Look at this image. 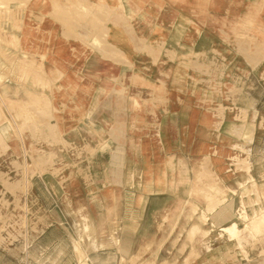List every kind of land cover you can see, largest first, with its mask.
<instances>
[{
    "label": "rangeland",
    "instance_id": "rangeland-1",
    "mask_svg": "<svg viewBox=\"0 0 264 264\" xmlns=\"http://www.w3.org/2000/svg\"><path fill=\"white\" fill-rule=\"evenodd\" d=\"M179 1L135 0L131 8L125 0H0V264H202L200 256L246 264L252 253L261 264L264 0ZM160 10L207 17L202 37L175 39L150 22L144 33L157 36L140 37L133 19ZM128 48L139 54L135 70ZM152 56L188 69L179 73L207 91L197 105L211 119L206 150L196 145L169 158L176 183L165 188L177 197L117 199L127 212L143 207L133 230L130 213H77L68 193L75 130L86 127L95 103L117 86L133 87L139 99L164 91L168 72L143 69ZM88 134L81 129L80 142ZM100 143L91 160L104 154ZM95 179L103 192L102 169ZM121 218L128 230L114 229Z\"/></svg>",
    "mask_w": 264,
    "mask_h": 264
},
{
    "label": "crops",
    "instance_id": "crops-1",
    "mask_svg": "<svg viewBox=\"0 0 264 264\" xmlns=\"http://www.w3.org/2000/svg\"><path fill=\"white\" fill-rule=\"evenodd\" d=\"M190 1L193 2V7L196 6V0ZM156 3L152 2L148 5L151 7L160 5ZM182 4L179 0L174 2L168 0V4L164 3L162 7H177ZM125 6L135 8L139 4L135 0H125ZM158 12L157 15H152L150 20L138 16L133 19L140 37L155 38L157 36L144 33V30L148 29L149 22L153 28L167 27L168 32L173 33L172 36L175 39L195 40L202 37L207 17L202 21L193 16L184 17L178 13L164 17L161 15L162 10ZM262 13L264 14V6ZM128 49L127 55L134 62L129 63V66L133 65L135 70L139 54L131 48ZM154 58H156L155 62L150 63L149 66L144 64L143 69L147 70L156 66L159 70L168 72V78L163 82L164 91L152 99H139L135 91H132L133 87L117 86L114 91L95 103L88 116L89 121L86 127L75 130L77 137L75 139V156L77 157L75 159V191L68 193L71 199L75 200V210L79 213L81 209H86L89 214L93 207L95 208L93 214H103L105 219L112 214L130 213L133 216L131 217L133 223L137 225L133 230L141 225L145 212L143 207H131L127 212L122 205L119 207L114 205L117 199L141 198L149 203L155 198L177 197L165 188L171 182L176 183L175 179L171 178V175L176 173L173 158L177 151L192 150L196 145L200 150L207 149L211 119L209 114L197 105L198 102H202L207 91L179 73L188 69L182 64L162 63L161 56H152L153 60ZM81 129L89 133V138H82V142L79 135ZM90 135L94 136V142L90 139ZM176 136L179 143L177 147ZM101 141L107 143L104 154L91 160L92 152L98 150ZM186 142H189L188 146ZM201 157L202 155H199L198 159ZM169 158L173 162H169ZM198 163L200 164L201 161ZM216 165L223 167L221 164ZM96 167L103 170L105 185L104 191L100 193L94 190V184L99 182L95 179ZM182 169H185L184 165ZM182 172L184 173V170ZM222 181L224 182L223 178ZM111 183L121 184L123 190L119 195L114 193L111 187L108 189L106 184ZM62 225L65 227L66 224L63 222ZM123 225V218H121L119 226L114 229L128 230L127 226ZM238 259L236 256L231 264H240ZM196 261H192L191 264H195ZM223 261L220 257L215 258L216 263ZM245 261L246 264H255L257 260L252 253V256L249 254V259ZM199 262L209 264L211 260L207 256H200ZM259 263L264 264V255L259 259Z\"/></svg>",
    "mask_w": 264,
    "mask_h": 264
},
{
    "label": "bare ground",
    "instance_id": "bare-ground-1",
    "mask_svg": "<svg viewBox=\"0 0 264 264\" xmlns=\"http://www.w3.org/2000/svg\"><path fill=\"white\" fill-rule=\"evenodd\" d=\"M31 106H32V105H31ZM35 107H36V106H35ZM28 109H29V108H28ZM32 110H33V109H32ZM30 111H31V110H30ZM37 121H38V120H37ZM260 221H261V220H260ZM263 221H264V220H263ZM263 221H262V222H263ZM262 222H261L260 224H262ZM257 224H258V223H257Z\"/></svg>",
    "mask_w": 264,
    "mask_h": 264
}]
</instances>
